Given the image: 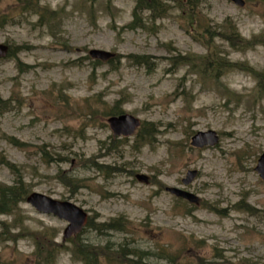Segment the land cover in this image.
<instances>
[{
    "label": "rangeland",
    "instance_id": "obj_1",
    "mask_svg": "<svg viewBox=\"0 0 264 264\" xmlns=\"http://www.w3.org/2000/svg\"><path fill=\"white\" fill-rule=\"evenodd\" d=\"M36 1L54 11L51 24H38L18 0H0V13L17 17L0 27V43L25 47L0 59V100L7 103L0 113V157L21 168L30 192L76 204L96 227L126 221L121 230L86 225L79 232V242L104 252L135 249L151 264H165L164 257L182 264H264V180L254 170L264 151V94L256 93L257 79L237 67L215 79L173 65L177 53L208 52L198 28L188 27L174 6L146 20V29L128 30L135 0ZM243 1L200 0L197 16L211 27L231 21L249 39L264 32V0ZM214 43L230 62L264 70V46L244 51L219 38ZM90 49L115 57L93 68ZM128 54L148 56L154 65L134 66ZM117 100L119 114L155 125V142H137L140 128L130 136L112 134L106 120ZM207 130L217 133L216 144L190 145L195 132ZM190 169L197 174L183 186ZM13 182L0 163V183ZM165 186L199 201L176 198ZM66 226L24 200L12 214L0 215V264H40L37 250L44 253L51 239L61 247L50 264H84L70 251L75 236L62 238Z\"/></svg>",
    "mask_w": 264,
    "mask_h": 264
},
{
    "label": "trees",
    "instance_id": "obj_2",
    "mask_svg": "<svg viewBox=\"0 0 264 264\" xmlns=\"http://www.w3.org/2000/svg\"><path fill=\"white\" fill-rule=\"evenodd\" d=\"M18 1L22 3V9H26L36 14L38 24L40 25H49L51 24V20L55 18L53 10H49L47 7L41 6L36 0ZM199 1L200 0H169L171 5H167L155 0H135V6L132 10V19L130 23L126 24L124 27L128 30H135L137 28L146 29V20L154 22L156 18H162L166 10L170 8L169 6L179 8L181 9L180 16L185 20L187 26L189 27V24H191L198 28V30L194 31L202 37L203 40L200 42L207 47L206 49H208V52L204 55L177 53L171 58L172 64L191 67L193 70H197L198 73L206 76V78L215 79H218V76L222 72L237 67L238 69L246 71L254 76L257 79V95L261 96L260 94H264V70L257 71L249 66H244L242 63L230 62L226 59V57L220 55L218 47L214 43V39L219 38L226 41L228 46L237 50L245 51L257 44L264 46V32L253 35V37L249 39L244 38L239 34L235 25L228 20L224 21L220 25H215L216 27H211L209 23L201 21L197 16L198 12L196 9ZM143 11L149 12V15L145 19L142 16ZM16 18V16L11 14L0 13V27H3L6 24H12L16 21ZM22 49H25V47H9L6 58L14 57L15 52ZM125 58H127L129 63L134 66L151 67L154 65L153 61L145 55L128 54L125 55ZM101 62L102 61L100 60L94 59V63L92 64L93 68L100 65ZM254 96L255 100H257L256 95ZM6 105V101L0 100V113L4 110ZM118 106L119 100H117L114 106L108 111V115L119 114L121 110ZM139 128L140 130L142 129L141 131L144 130V132L141 133L139 130L141 134L137 136V142L140 144H152L156 141V128L154 124L151 122H143ZM8 140L16 147L23 148L26 146V143H23L13 137H8ZM41 153L42 155L47 154V152L43 149H41ZM90 162L92 166H95L92 161ZM0 163L10 169L11 173L14 175L13 184L6 185L4 183H0V215L12 214L17 209L18 204L25 200L31 189L28 183L24 180L21 168L14 163H10V161H8L5 157H0ZM97 168H100L98 164ZM62 177L66 179V182H68V177L66 175ZM59 179L62 180L61 175ZM81 184L82 183H80V186H82ZM115 221L116 219L110 220L109 223H102L99 224V227H96L98 225H94L91 220H88L86 225L97 229H123L126 221H122V223H114ZM77 239L79 238L76 235L70 251L74 258L82 261L84 264H102L100 259L101 256H104L107 260H109V262L114 261L116 264H151L143 259V252H138L135 249H123V247H120L118 251L120 253L123 251L124 254L119 256L118 251L104 252L103 248H98L96 245L83 244ZM51 242L52 243L44 247V253L37 250L36 259L40 262V264H50L54 253L59 247H61V245L55 244L52 239ZM130 254L136 256L137 259H128L126 256ZM164 260L166 261L165 264H182L179 261L176 262L175 257H164Z\"/></svg>",
    "mask_w": 264,
    "mask_h": 264
},
{
    "label": "water",
    "instance_id": "obj_3",
    "mask_svg": "<svg viewBox=\"0 0 264 264\" xmlns=\"http://www.w3.org/2000/svg\"><path fill=\"white\" fill-rule=\"evenodd\" d=\"M236 5L242 6L243 0H231ZM8 46L0 43V59L6 57ZM88 55L93 59L106 61L114 57V53L101 49H90ZM107 123L113 135L130 136L140 125V120L128 113L110 116L107 118ZM218 142V135L214 130L197 131L190 138V145L196 148L204 146H212ZM254 170L258 176L264 180V151L259 155ZM197 174V170L190 169L186 171L185 177L181 179L183 185L189 184ZM136 179L144 183L148 182V177L144 174H137ZM165 191L171 195L183 198L190 203H198V197L193 193L179 187L166 186ZM25 201L31 205L36 211L52 214L59 219L67 222V226L63 231V240L78 234L87 222L88 214L83 208L69 201H60L38 192H30Z\"/></svg>",
    "mask_w": 264,
    "mask_h": 264
}]
</instances>
